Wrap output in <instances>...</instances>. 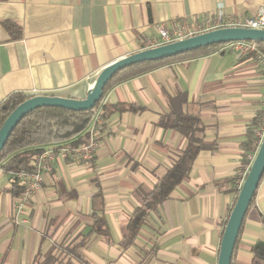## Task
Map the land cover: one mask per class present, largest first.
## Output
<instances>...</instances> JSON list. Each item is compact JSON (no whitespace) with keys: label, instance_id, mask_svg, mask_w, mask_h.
I'll use <instances>...</instances> for the list:
<instances>
[{"label":"crops","instance_id":"0c3cea01","mask_svg":"<svg viewBox=\"0 0 264 264\" xmlns=\"http://www.w3.org/2000/svg\"><path fill=\"white\" fill-rule=\"evenodd\" d=\"M262 5L264 0H0V104L14 92L85 98L106 66L142 50L161 27L193 25L217 10L251 16ZM263 105L260 64L218 49L115 84L102 102L105 127L93 162L55 161L23 214L16 216L18 196L9 190L14 172L0 165V264H28L54 245L78 243L88 264H218ZM173 111L201 117L208 147L124 247L141 192L154 189L187 146L181 132L159 124ZM256 257L264 261V176L233 264H252Z\"/></svg>","mask_w":264,"mask_h":264},{"label":"trees","instance_id":"16d2710c","mask_svg":"<svg viewBox=\"0 0 264 264\" xmlns=\"http://www.w3.org/2000/svg\"><path fill=\"white\" fill-rule=\"evenodd\" d=\"M6 26L12 28L15 25L12 22H6ZM17 36L14 35V37ZM222 44L224 43L202 47L170 58L134 64L118 71L107 83L101 100L93 109L77 111L56 106H42L30 111L14 128L7 143L0 151V165L5 171L32 172L36 168L39 156L46 148L51 146L76 147L85 144L88 141L87 131L93 117L98 107L101 106L107 92L115 84L151 71L174 60L210 53ZM259 45L264 50V43L259 42ZM35 95L14 92L0 104V129L8 116L19 104ZM103 108L106 109V106H103ZM159 124L181 132L188 140L187 146L168 169L167 173L159 179L154 189L149 192H141L139 190L143 196V203L130 214L127 232L122 241L124 247H128L135 242L141 227L149 217V213L168 199L176 186L189 176L199 152L208 147L201 137L205 126L199 115L186 114L183 111H173L172 113L162 115ZM251 133H253V130H251ZM252 141L253 139L250 138L247 145L248 150L252 148ZM9 190L15 196H18L24 191V187L15 180ZM254 200L255 195L250 206L254 203ZM99 217L103 218V216ZM102 230L105 232L107 228H102ZM237 244L231 264H233ZM78 247L79 243L66 247H64V244L54 245L46 253H38L35 259L28 264H88L78 252ZM252 264H264V261H261L260 257H256Z\"/></svg>","mask_w":264,"mask_h":264},{"label":"water","instance_id":"95a60500","mask_svg":"<svg viewBox=\"0 0 264 264\" xmlns=\"http://www.w3.org/2000/svg\"><path fill=\"white\" fill-rule=\"evenodd\" d=\"M239 40H255L264 43V30L245 27H226L207 31L166 45L140 50L106 66L88 90L85 98L60 95H35L19 104L8 116L0 129V151L22 118L42 106H56L72 110L93 109L101 100L104 89L120 70L134 64L157 61L202 47ZM264 176V141L250 167L228 219L221 242L218 264H231L237 240L245 216Z\"/></svg>","mask_w":264,"mask_h":264},{"label":"built area","instance_id":"2783aa9c","mask_svg":"<svg viewBox=\"0 0 264 264\" xmlns=\"http://www.w3.org/2000/svg\"><path fill=\"white\" fill-rule=\"evenodd\" d=\"M226 27H245L264 30V5L251 16H238L226 14L217 10L214 14L207 15L203 20L187 25L183 22L175 23L172 29L161 27L159 35L146 39L142 44V50L166 45L207 31ZM220 52L230 51L238 57H253L259 64L264 76V50L255 40H239L226 42L218 48ZM105 127L102 104L98 107L93 120L88 127V141L80 146H51L46 148L36 162V168L32 172H14L15 180L23 187L24 191L18 195L15 206L16 216L25 212V205L41 189L45 173L55 161L64 159L76 163H92L100 146L102 132ZM253 148L247 156V168L242 171L243 180L246 178L250 167L264 141V105L259 121L253 130ZM26 222L25 220H22Z\"/></svg>","mask_w":264,"mask_h":264}]
</instances>
